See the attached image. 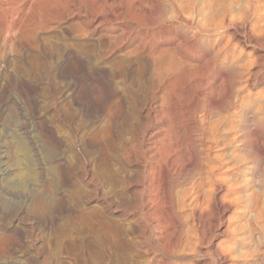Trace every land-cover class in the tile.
<instances>
[{
  "label": "rangeland",
  "instance_id": "374dc122",
  "mask_svg": "<svg viewBox=\"0 0 264 264\" xmlns=\"http://www.w3.org/2000/svg\"><path fill=\"white\" fill-rule=\"evenodd\" d=\"M2 1L0 264H264V0Z\"/></svg>",
  "mask_w": 264,
  "mask_h": 264
},
{
  "label": "bare ground",
  "instance_id": "6f19581e",
  "mask_svg": "<svg viewBox=\"0 0 264 264\" xmlns=\"http://www.w3.org/2000/svg\"><path fill=\"white\" fill-rule=\"evenodd\" d=\"M1 1H2V0H1ZM5 1H7V0H5ZM10 1H11V0H9V3H4V4H5V5H8V4L11 3ZM35 1H36V0H35ZM44 1H46V0H44ZM57 1H58V0H57ZM2 2H3V1H2ZM2 2H1V4H2ZM27 2H28V0H27ZM31 2H32V1L29 0V2H28L29 4L27 5L28 7L31 6V5H34V3L30 5ZM33 2H34V1H33ZM36 2H41V0H40V1L37 0ZM25 3H26V2H24V5H26ZM1 4H0V10H1V12L4 13L5 15L8 14V16L12 17L11 15H12V12H13V11H12V8H13V6H14V3H13V6H11V7H7V6L2 7ZM36 4L38 5V3H36ZM42 4H43V3H41V5H42ZM2 5H3V4H2ZM11 5H12V4H11ZM20 6H21V5H20ZM35 6H36V5H35ZM35 6H34V7H35ZM25 7H26V6H25ZM34 7H33V8H34ZM38 7H41V6H40V3H39V5H38ZM18 8H19V7H18ZM21 8H22V7H21ZM21 8H20V9H21ZM31 8H32V6H31ZM31 8H30L31 11H36V10H32L33 8H32V9H31ZM16 9H17V7H16ZM26 9H27V7H26ZM34 9H35V8H34ZM21 10H22V9H21ZM21 10H20V11H21ZM24 10H25V9H24ZM27 10H29V9H27ZM37 10H38V9H37ZM40 10H41V8H40ZM40 10H39V11H40ZM17 11H18V10H17ZM41 11H42V10H41ZM25 12H26V11H25ZM27 12H29V11H27ZM14 13H15V12H14ZM14 13H13V14H14ZM23 13H24V12H23ZM23 13H22V14H23ZM35 13H36V12H35ZM37 13H38V12H37ZM221 13H222V12H221ZM27 14H31V13L29 12V13H26V14H24V15L27 16ZM35 15H36V14H35ZM35 15H34V16H35ZM256 15H257V14H256ZM8 16H7V17H8ZM14 16H15V15H14ZM20 16H22L21 13H20ZM4 17H5V16H4ZM4 17H3V18H4ZM10 17H9V19H10ZM15 17H16V16H15ZM23 17H25V16H23ZM19 18H21V17H19ZM29 18H32V19H29ZM33 18H34V17H26V18H24V19H26V20L28 19V20L30 21V20H33ZM12 19H13V18H12ZM16 19L18 20V17H17ZM16 19H15V20H16ZM1 20H2V19H1ZM15 20H14V21H15ZM21 20H22V19H20L19 21H21ZM14 21H13V23H14ZM29 21H28V22L25 21V22L29 23ZM33 21H34V20H33ZM35 21H36V20H35ZM35 21H34V22H35ZM37 21H38V19H37ZM6 22H7V21H6ZM17 22H18V21H17ZM30 22H31V21H30ZM34 22H33V23H34ZM38 22H40V21H38ZM13 23H12L11 20H9V22H7V23L4 24L5 26L2 25V28L4 27V29H5V30L2 29V30H4V31H3L4 33H2V34H5V33H8V34H9V32L12 30ZM21 23H24V21H21ZM27 23H26V24H27ZM16 24H19V25H20V22H18V23H16ZM30 24H32V23H30ZM36 24H38V23H36ZM14 25H15V23H14ZM19 25H18V26H19ZM27 25H29V24H27ZM39 25H40V23H39ZM21 26H22V25H21ZM25 26H26V25L24 24V28H25ZM34 26H35V24H33L32 26H28V27L31 28V27H34ZM14 27H15V26H14ZM22 27H23V26H22ZM22 27H21V28H22ZM36 27H37V26H36ZM36 27H35V29H36ZM59 27H60V26H59ZM18 28H20V27H18ZM21 28L18 29V30L23 31L24 28H22L23 30H22ZM35 29H34V30H35ZM40 29H42V26H41ZM58 29H60V28H58ZM257 29H258V28H257ZM0 30H1V29H0ZM16 30H17V28H16ZM16 30H14V31H16ZM18 30H17V31H18ZM30 30H31V29H30ZM61 30H62V29H61ZM5 31H6V32H5ZM17 31H16V32H17ZM25 31H27V33H29V30H26V28H25ZM58 31H59V30H58ZM64 31H65V29H64ZM16 32H15V33H16ZM18 32H19V31H18ZM23 32H24V31H23ZM37 32H40V31H37ZM59 32H60V31H59ZM27 33H26L25 35H28ZM42 33H43V32H42ZM84 33H85V31H84ZM10 34H11V33H10ZM10 34H9V35H10ZM21 34H22V36H23L24 33H20V35H21ZM33 34H35V33H33ZM9 35H8V36H9ZM13 35H14V34H13ZM16 35H18V33H17ZM50 35H51V34H50ZM72 35H74V34H72ZM2 36H3V35H2ZM8 36H7V37H8ZM28 36H29V35H28ZM31 36H33V35L31 34ZM36 36H37V35H36ZM70 36H71V35H70ZM74 36H75V35H74ZM82 36H83V32H82ZM11 37H12V35H11ZM38 37H39V36H38ZM77 37H79V36L77 35ZM3 38H4V37H3ZM22 38H23V37H22ZM26 38H27V37H26ZM7 39L9 40V38H7ZM10 39H11V38H10ZM12 39H13V38H12ZM29 39H31V38H29ZM4 41H5V40H4ZM4 41H3V42H4ZM11 41H12V40H11ZM11 41L9 40V42H8L7 44H10ZM6 42H7V41H6ZM12 42H14V41H12ZM73 42L76 43V40L73 41ZM23 43H24V42H23ZM24 44H26V43H24ZM79 44H80V43H79ZM10 45H11V44H10ZM20 45H21V42H20ZM26 45H27V44H26ZM26 45H25V46H26ZM18 46H19V45H18ZM25 46H24V47H25ZM66 46H67V45H66ZM66 46H65V47H66ZM70 46H71V45H70ZM78 46H79V45H78ZM14 47H15V46H14ZM60 47H61V45H60ZM21 48H22V47H21ZM61 48H62V47H61ZM61 48H60V49H61ZM23 49H24V48H23ZM62 49H63V48H62ZM70 49H71V48H70ZM66 50H67V49H66ZM172 50H173V49H172ZM67 51H69V49H68ZM78 53H79V52H78ZM69 55H71V54H69ZM155 56H156V55H155ZM66 57H67V55H66ZM156 57H157V56H156ZM171 57H172V56H171ZM172 58H173V57H172ZM35 59H36V58H35ZM155 59H156V58H155ZM170 60H171V58H170ZM118 62H119V61H118ZM155 62H156V61H155ZM155 62H154V63H155ZM171 62H172V61H171ZM171 62H168V63H171ZM173 62H174V60H173ZM173 62H172V63H173ZM166 63H167V62H166ZM172 63H171V65H172ZM183 63H184V62H183ZM158 64H159V63H158ZM162 64H163V63H162ZM173 64H174V63H173ZM175 64H176V62H175ZM155 65H156V64H155ZM168 65H169V64H168ZM168 65L166 64L167 67H168ZM171 65H170L169 67H171ZM150 66H151V65H150ZM174 66H175V65H174ZM186 66H187V65H186ZM152 67H153V65H152ZM167 67H166V68H167ZM176 67H177V66H176ZM176 67H175V68H176ZM153 68H154V67H153ZM153 68H152L151 70H153ZM155 68H156V66H155ZM159 68H160V69H163L161 66H158V67H157L156 69H154V70L156 71V70L159 69ZM166 68L164 67L165 70H166ZM175 68H172V67H171V69L174 70V71H175ZM167 69H168V68H167ZM190 70H191V69H190ZM158 71H159V70H158ZM160 71H161V70H160ZM160 71H159V72H160ZM162 71H163V70H162ZM182 71H183V70H182ZM153 72H154V71H153ZM156 72H157V71H156ZM159 72H158V74H159ZM163 72H164V71H163ZM166 72H168V70H166V71L164 72V74H162V75H161V73H160L159 76L156 74V76H158V77H156V78H159V79H160L159 82H161V81H165L167 75H168V77L171 76V75L167 74ZM154 73H155V72H154ZM165 73H166L167 75H166ZM169 73H170V71H169ZM171 73H172V72H171ZM163 75H164V76L166 75V77H164ZM172 77H173V76H172ZM174 77H175V76H174ZM168 79H169V78H168ZM168 79H167V80H168ZM170 79H171V78H170ZM170 79H169V80H170ZM172 79H173V78H172ZM172 79H171V80H172ZM157 80H158V79H157ZM130 81H133V80H130ZM130 81H129V82H130ZM124 82H125V81H124ZM159 82H158V83H159ZM166 82H167V81H166ZM169 82H171V81H169ZM169 82H168V84H169ZM127 83H128V82H127ZM130 83L132 84L133 82H130ZM162 83H163V82H162ZM162 83H159V84H162ZM171 83L173 84V81H172ZM181 83H182V82H181ZM163 84H164V83H163ZM163 84H162V85H163ZM73 85H75V84H73ZM73 85H72V86H73ZM129 85H130V84H128L127 87H128ZM133 85H134V84H133ZM133 85H132V86H133ZM72 86H70V87H72ZM70 87H69V88H70ZM169 87H170V86H169ZM169 87H168V88H169ZM171 87H172V86H171ZM171 87H170V88H171ZM60 88H61V87H60ZM64 88H65V87H64ZM64 88H63V89H64ZM72 88H73V87H72ZM170 88H169V89H170ZM75 89H76V88H75ZM64 90H65V89H64ZM70 90H71V89H70ZM131 90H133V89H131ZM75 91H77V90L72 91V93L75 92ZM126 91H127V93L132 92V91H130L129 89H126ZM133 93H134V92H133ZM66 94H67V93H66ZM75 94H76V93H75ZM135 94H136V93H135ZM135 94H133V95H135ZM72 95H73V94H72ZM170 95H171V94H170ZM69 96H70V95H69ZM261 96H262V95H261ZM132 97H134V96H132ZM68 98H69V97H68ZM74 98H75V100H76V97H74ZM134 98L136 99V95H135ZM161 98H163V97H161ZM164 98H165V97H164ZM72 100H73V99H72ZM133 101H134V100H133ZM161 101H162V99H161ZM163 101H166V99H163ZM169 102H170V101H169ZM129 103H131V102H129ZM127 104H128V103H127ZM132 104H133V103H132ZM160 104H161V102H160ZM78 105H79V103H78ZM129 105L131 106V104H129ZM59 106H60V105H59ZM72 106H73V104H72ZM127 106H128V105H127ZM161 106H162V105H161ZM161 106H160V107H161ZM70 107H71V106H70ZM74 107H75V106H74ZM128 107H129V106H128ZM160 107H159V108H160ZM162 107H163V106H162ZM75 108H76V107H75ZM75 108H72L73 112H70V111H69V112H63V119L66 120V121H67V120H69V121H70V120H73L74 117H76L75 115L77 114V110H78V109L76 110ZM127 109L129 110V108H127ZM131 109H132V107H131ZM131 109H130V112H131ZM84 110H85V109H84ZM84 110H83V111H84ZM86 110H87V109H86ZM86 110H85V111H86ZM58 111H59V110H58ZM85 111H84V113H83L84 116H86ZM127 112H128V111H127ZM162 112H163V111H162ZM162 112H160L161 116H162ZM165 112H166V111H165ZM165 112H164V113H165ZM132 113L135 114V112H132ZM130 114H131V113H130ZM130 114H129V115H130ZM136 114H137V113H136ZM160 114H159V115H160ZM171 115H172V113H171ZM132 116H133V114H132ZM134 116H136V115H134ZM137 116H138V115H137ZM163 116H167V117H168V114L166 115V113H165V115L163 114ZM163 116H162V118H163ZM60 117H61V116H60ZM94 117H95V116H94ZM184 117L186 118V115H185ZM137 118H138V117H137ZM162 118H161V119H162ZM182 118H183V116H182ZM131 119H132V117H131ZM134 119H135V117H134ZM134 119H133V120H134ZM138 120H139V119H138ZM138 120H136V121H138ZM69 121H68V122H69ZM126 121H127V120H126ZM134 121H135V120H134ZM122 122H123V121H122ZM170 122H171V120H170ZM170 122H169V123H170ZM135 123H136V122H135ZM137 123H138V122H137ZM137 123H136V124H137ZM172 123H173V121L171 122V124H172ZM125 124H126V123H125ZM167 124H168V123H167ZM171 124H169V126H170ZM165 126H166V125H165ZM169 126H168V127H169ZM47 128H48V127H47ZM47 128H45V129L47 130ZM127 128H129V127H127ZM48 129H49V130H47L46 132H48V134H49V136H50V139H51V140H50V139H49V140L51 141L50 144L52 145V149L55 150V151H57L58 154H59V153L61 154V152H62L61 149H60V147H61V146H60V144H61L60 141H61V140L57 137V135H56V133L53 131V129H52V130H50V128H48ZM124 129H125V127H124ZM124 129H123V130H124ZM132 129H133V128H132ZM211 129H212V128H211ZM115 130H116V128H115ZM126 130H127V129H126ZM163 130H164V129H163ZM166 130H167V129H166ZM177 130H178V129H177ZM103 131H104V130H103ZM112 131H114V130H112ZM124 131H125V130H124ZM119 133H120V132H119ZM123 133H124V132L122 131V134H123ZM166 133H167V131H166ZM168 133H169V132H168ZM116 134H117V133H116ZM124 134H125V133H124ZM178 134H179V133H178ZM112 135H113V134H112ZM168 135H169V134H168ZM103 136H104V135H103ZM109 136H110V135H109ZM109 136H108V137H109ZM114 136H115V135H113V137H114ZM189 136H190V135H189ZM104 137H105V136H104ZM113 137H112V139H111V138H110V139L113 140ZM117 137H119V135H118ZM13 138H15V137H13ZM190 138H191V137H189V139H190ZM227 138H229V137H227ZM108 139H109V138H108ZM110 139H109V140H110ZM114 139H115V138H114ZM119 139H122L121 135H120ZM164 139H165V138H164ZM164 139L162 140L163 142H165ZM17 140H18V139H17ZM17 140H16V141H17ZM102 140H103V139H102ZM85 141H86V140H85ZM88 141H89V140H88ZM88 141H87V142H88ZM91 141H92V140H91ZM105 141H106V139H105ZM105 141L103 140V143L101 144L102 146H103V144L105 143ZM121 141H122V140H121ZM160 141H161V139H160ZM168 141H170V139H168ZM168 141H167V142H168ZM87 142H84V143L81 145L80 149L83 150V152H86L87 154H90V151H89V146H90V145H89ZM109 142H110V141H109ZM118 142H119V140H118ZM118 142H117V143H118ZM155 142H156V141H155ZM167 142H166V143H167ZM13 143H14V141H13ZM92 143H93V142H91V144H92ZM99 143H100V142H99ZM99 143H98V144H99ZM117 143H116V144H117ZM126 143H128V142H126ZM161 143H162V142H161ZM170 143H171V142H170ZM170 143L168 142V143H167V144H168L167 146L169 147V150L171 149V151H172V150H173V149H172V148H173V147H172L173 145H171ZM16 144H17V145H15V146H17V147L19 148L20 152L23 154V157H24L26 160H27V159L29 160V156H30V158H31V155H29V152H28L27 148L25 147V145H24L23 143H21L20 141H17ZM105 144H106V145H105ZM105 144H104L105 147L108 146L107 143H105ZM108 144H109V143H108ZM113 144H114V143H113ZM130 144H131V143H130ZM220 144H221V143H220ZM96 145H97V144H96ZM119 145H120V146L122 145V146H121V149H122V150L120 149ZM128 145H129V144H128ZM132 145H133V144H132ZM164 145H165V144H164ZM109 146H110V144H109ZM109 146H108V148H110ZM114 146H115V145H114ZM116 146H117V148L119 147V149H120L119 151L121 152V151L124 150L122 147H123V146H126V145H125V144L123 145V144H121V143L119 142ZM130 146H131V145H130ZM167 146L165 145L166 148H168ZM221 146H222V145H221ZM12 147H13V146H12ZM96 147H97V146H96ZM98 147H100V146H98ZM91 148H92V147H91ZM91 148H90V150H91ZM106 148H107V147H106ZM126 148H127V146H126ZM131 148H132V147H131ZM166 148H165V149H166ZM15 149H16V148H14V151L16 152ZM59 149H60V150H59ZM102 149H103V148H102ZM102 149H101V150H102ZM113 149H114V148H113ZM163 149H164V148H163ZM163 149H162L161 151H163ZM175 149H176V148H175ZM201 149H202V148H201ZM11 150H12V149H11ZM97 150H100V148H97ZM101 150H100V151H101ZM106 150H107V149H106ZM106 150H105V151H106ZM108 150H109V149H108ZM124 151H125V150H124ZM126 151H127V150H126ZM164 151H165V150H164ZM164 151H163V152H164ZM128 152H130V151H129V148H128ZM16 153H18V150H17ZM46 153H47V152H46ZM104 153H106V152H104ZM104 153H103V154H104ZM109 153H110V154H111V153L113 154V152H111V150H109ZM109 153H108V154H109ZM114 153H117V151L114 152ZM122 153H124V152H122ZM165 153H166V152H165ZM47 154H48V153H47ZM103 154H100V155H103ZM110 154H109V156H110ZM112 154H111V156H113ZM127 154H128V153H127ZM129 154H130V153H129ZM162 154H163V153H162ZM13 155H14V153H13ZM105 155H106V154H105ZM118 155H119V154L117 153V156H116L117 158H119ZM107 156H108V155H107ZM111 156H110V158H111ZM13 157H14V156H13ZM15 157H16V156H15ZM19 157H21V156H19ZM88 157H89V156H88ZM102 157H103V156H102ZM113 157H114V156H113ZM121 157H122V156H121ZM16 158H17V157H16ZM89 158H90V157H89ZM106 158H107V157H106ZM166 158H167V156H166ZM216 158H217V157H216ZM19 159H20V158H18V159H16V160L19 161ZM113 159H114V158H113ZM218 159H219V158H218ZM14 160H15V159H14ZM21 160H22V159H21ZM21 160H20V161H21ZM101 160H102V159H101ZM220 160H221V159H220ZM220 160H219V161H220ZM12 161H13V159H12ZM12 161H11V162H12ZM18 161H17V162H18ZM24 161H25V160H24ZM26 162H27V161H26ZM53 162H54V161H53ZM55 162H56V161H55ZM215 162H216V160H215ZM12 163H13V162H12ZM14 163H15V162H14ZM101 163H102V162H101ZM205 163H206V162H205ZM216 163H217V162H216ZM65 164H66V163H65ZM70 164H72V163H70ZM17 165H18V164H17ZM30 165H31V164H30ZM77 165H78V163H77ZM206 165H207V163H206ZM210 165H211V164H210ZM214 165H215V164H214ZM24 166H25V165H24ZM26 166H27V164H26ZM104 166H105V165H104ZM216 166H217V165H216ZM27 167L29 168V165H28ZM105 167H106V166H105ZM105 167H104V168H105ZM203 167H204V166H203ZM260 167H261V166H260ZM1 168H2V167H1ZM64 168H65L64 162H59V161H57V163H54L53 165L47 166L48 172H49V173H52V172H54V171H57V172H56V173H58V176H57V177H59V179H60L58 182H55V181H53V180H51V181L49 180V183H48V184H49V186L52 187V190H50V191H53V190L56 188L55 186L58 185L59 182L64 183V182L67 181L66 178H65L66 175H65V173H64V172H65V169H64ZM120 168H121V167H120ZM161 168H162V167H161ZM32 169H33V168H32ZM34 170H35V168H34ZM45 170H46V169H45ZM101 170H104V172H105V169H103V167H102V169L100 168V171H101ZM211 170H212V169H211ZM30 171H31V170H30ZM73 171H74V170H73ZM100 171H99V172H100ZM1 172H2V171H1ZM20 172H21V171H20ZM28 172H29V171H28ZM28 172L26 171V173H28ZM33 172H34V171H33ZM21 173H22V172H21ZM101 173H102V172H101ZM28 174H29V173H28ZM36 174H37V172H36ZM99 174H100V173H99ZM33 175H34V174H33ZM45 175H46V174H45ZM2 176H3V178H5L4 175H2ZM29 176H30V175H29ZM100 176H101V175H100ZM22 177H23V176H22ZM36 177H37V176H36ZM98 177H99V176H98ZM32 178H34V176H33ZM30 179H31V178H30ZM30 179H29V180H30ZM48 179H49V178H48ZM57 179H58V178H57ZM102 179H103V177H102ZM213 179H214V178H213ZM20 180H21V179H20ZM35 180H36V178H35ZM211 180H212V179H211ZM214 180H215V179H214ZM16 181H17V180H16ZM21 181H22V180H21ZM212 181H213V180H212ZM234 181H235V180H234ZM13 182H14V181H13ZM32 182H33V181H32ZM35 182H36V181H35ZM35 182H34V183H35ZM29 183H30V182H29ZM44 183H45V182H44ZM211 183H212V182H211ZM10 184H11V183H10ZM10 184H9V185H10ZM24 184H25V183H24ZM36 184H37V183H36ZM45 184H46V183H45ZM65 184H66V183H65ZM16 185H17V186H20V188H21V186H23L20 182H19V183L16 182ZM26 185H27V184H26ZM34 185H35V184H34ZM11 186H12V185H11ZM31 186H32V185H31ZM37 186H38V184H37ZM45 186L47 187V184H46ZM49 186H48V187H49ZM96 186H97V185H96ZM206 186H207V185H206ZM12 187H13V186H12ZM25 187H26V186L24 185V186L22 187V189L25 188ZM35 187H36V186H35ZM48 187H47V188H48ZM214 187H215V186H214ZM214 187H213V188H214ZM29 188H30V187H29ZM32 188H33V187H32ZM32 188H31V189H32ZM41 188H42V187H41ZM47 188H46V189H47ZM59 188H60V186H59ZM217 188H218V187H217ZM33 189H34V188H33ZM39 189H40V188H39ZM43 189H45V188H43ZM57 189H58V188H57ZM40 190H42V189H40ZM30 192H31V191H30ZM44 192L46 193L45 190H44ZM47 192H48V191H47ZM95 194H96V191H95ZM104 194H105V193H104ZM92 195H93V194H92ZM232 196H233V195H232ZM161 197H162V196H161ZM30 198H31V201H30L29 204H28V207H29L28 209H29V211H30L31 213H34V212L37 213V212H39V211L44 207V205L47 203V202H46V203L44 202L45 200H47L46 196L44 197L42 192H39V190L37 191V187H36V191H33L32 194L30 195ZM61 199H62V197H61ZM234 199H235V198H234ZM29 200H30V199H29ZM27 203H28V202H27ZM26 207H27V206H26ZM77 209H78V208H77ZM86 209H90V208H87V207H86ZM95 209H98V208H95ZM99 209H100V208H99ZM82 210H83V208H82ZM82 210H81V211H82ZM84 210H85V209H84ZM91 210H92V208H91ZM93 210H94V209H93ZM100 210H101V209H100ZM98 211H99V210H98ZM98 211H95V210H94V212L91 211L90 214H92V213L95 214V213H96V214L99 215L100 213H97ZM101 211H102V210H101ZM103 211H104V210H103ZM103 211H102V212H103ZM83 212L85 213V211H83ZM83 212H76V209H74V210H72V209L69 210V214L72 215V217L74 216V217L77 218L78 220H83V221H87V220H89V218H90L89 216H91V215L88 213L89 216H88L87 214H85V215H87V216H85V215H83V214H84ZM88 212H89V211H88ZM102 212H101V215H100V216L103 215ZM102 217H103V216H102ZM104 217H105V216H104ZM97 221H98V220H97ZM102 221H103V220H102ZM104 222H105V221H104ZM109 222H110V221H109ZM105 223H107V222H105ZM102 224H103V223H102ZM103 225H105V224H103ZM110 225H112V224L110 223ZM110 225H109L108 227H109L110 229H111V228L113 229V227H111ZM234 225H235V224H234ZM169 227H170V226H169ZM109 228H108V229H109ZM115 230H116V229H115ZM115 230H114V231H115ZM117 230H119V229H117ZM119 233H120V232H119ZM98 239H99V238H98ZM258 242H261V241H258ZM186 243H187V242H186ZM262 243H263V242H262ZM188 247H189V246H188ZM189 248H190V247H189ZM262 248H264V247H262ZM255 249H256V248H255ZM256 250H258V249H256ZM252 252H253V251H252ZM257 253H258V252H257ZM53 254H55V253H52L51 255H53ZM260 254H261L260 256L257 254V255H258V257H257V258H258V259H257V260H258V263H259V262L262 263V261L264 260V252H263V253H260ZM231 256H232V255H231ZM233 256H234V255H233ZM255 256H256V255H255ZM54 257H55V256H54Z\"/></svg>",
  "mask_w": 264,
  "mask_h": 264
}]
</instances>
